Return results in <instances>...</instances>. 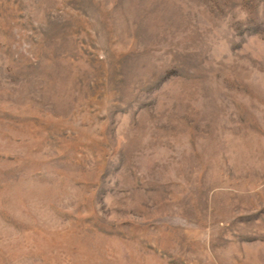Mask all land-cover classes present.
Returning <instances> with one entry per match:
<instances>
[{
  "label": "rangeland",
  "instance_id": "obj_1",
  "mask_svg": "<svg viewBox=\"0 0 264 264\" xmlns=\"http://www.w3.org/2000/svg\"><path fill=\"white\" fill-rule=\"evenodd\" d=\"M0 264H264V0H0Z\"/></svg>",
  "mask_w": 264,
  "mask_h": 264
}]
</instances>
